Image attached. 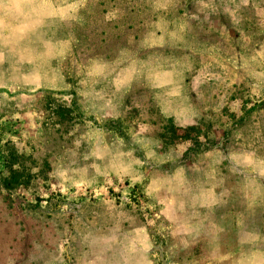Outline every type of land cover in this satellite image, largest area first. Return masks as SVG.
Segmentation results:
<instances>
[{
  "label": "rangeland",
  "instance_id": "374dc122",
  "mask_svg": "<svg viewBox=\"0 0 264 264\" xmlns=\"http://www.w3.org/2000/svg\"><path fill=\"white\" fill-rule=\"evenodd\" d=\"M0 264H264V0H0Z\"/></svg>",
  "mask_w": 264,
  "mask_h": 264
},
{
  "label": "trees",
  "instance_id": "16d2710c",
  "mask_svg": "<svg viewBox=\"0 0 264 264\" xmlns=\"http://www.w3.org/2000/svg\"><path fill=\"white\" fill-rule=\"evenodd\" d=\"M195 130L196 129L190 127L187 129V131L184 132L183 129L172 127L171 133L173 134L174 138L176 137L175 139L191 141L196 145V143H199V142H198V135L193 136V132H195ZM177 131H183L184 134L178 136L176 135ZM14 165H15V161L14 162H11L9 160L7 161V168L9 169V176L4 177L2 179L3 188L7 191L13 190L17 188L18 186L26 185L29 183L30 176L23 172L26 169L23 168V171H22L21 168L19 169L14 168ZM22 178H24L23 181H21Z\"/></svg>",
  "mask_w": 264,
  "mask_h": 264
}]
</instances>
